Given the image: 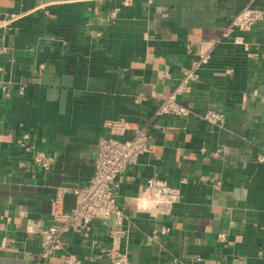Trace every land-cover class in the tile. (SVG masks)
Instances as JSON below:
<instances>
[{
  "label": "crops",
  "instance_id": "1",
  "mask_svg": "<svg viewBox=\"0 0 264 264\" xmlns=\"http://www.w3.org/2000/svg\"><path fill=\"white\" fill-rule=\"evenodd\" d=\"M249 1L0 0V15H19L0 32V264H66V254L111 264L100 222L89 235L66 233L58 255L36 254L57 187L87 185L114 120L150 133L149 153L117 178L135 264H264V22L222 38ZM253 5L264 10V0ZM207 52L180 99L224 113V124L158 117L174 79ZM25 131L54 154L48 175L18 146ZM151 177L181 191L168 215L137 206ZM74 204L65 193L64 208Z\"/></svg>",
  "mask_w": 264,
  "mask_h": 264
},
{
  "label": "built area",
  "instance_id": "2",
  "mask_svg": "<svg viewBox=\"0 0 264 264\" xmlns=\"http://www.w3.org/2000/svg\"><path fill=\"white\" fill-rule=\"evenodd\" d=\"M254 2L255 0H250L233 17L224 28L222 38L230 37L235 31H249L260 21L264 22V10L255 7ZM18 18L19 15L15 13L0 15V32L9 28ZM7 51V47L0 44V57ZM210 59L211 52L198 54L192 66L174 79L169 93L161 97L156 110L158 117L168 114L179 117L197 116L213 124H224V113L214 109L198 113L180 99L191 93L201 67L209 63ZM144 98L143 94L138 96L139 101ZM155 126L160 127L159 124ZM108 127L110 134L103 136L97 145L94 173L87 185L57 187L52 199L51 222L40 234L41 250L36 254L37 259H48L61 253L65 249L63 236L66 233L89 235L93 225L100 222L109 224L112 246L106 250V254L111 264H135L127 249L128 215L118 201L117 178L149 153L150 133L148 125L134 127L126 120L109 121ZM17 144L31 153V162L44 174L51 172L55 162L54 154L40 148L30 131L23 132L17 139ZM258 160L264 162V153L258 156ZM67 192L75 195V204L68 210L64 208V196ZM180 199L179 187L158 177H151L137 197V206L154 214L168 215ZM166 231L167 229H162V233ZM156 237V233L151 236L152 239ZM11 241L12 238L4 237L2 244L6 246ZM63 259L66 264H82L74 254H66Z\"/></svg>",
  "mask_w": 264,
  "mask_h": 264
}]
</instances>
